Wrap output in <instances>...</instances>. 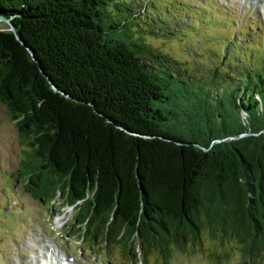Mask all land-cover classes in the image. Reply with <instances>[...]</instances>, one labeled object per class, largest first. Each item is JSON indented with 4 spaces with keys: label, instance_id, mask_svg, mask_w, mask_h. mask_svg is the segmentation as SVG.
Here are the masks:
<instances>
[{
    "label": "trees",
    "instance_id": "16d2710c",
    "mask_svg": "<svg viewBox=\"0 0 264 264\" xmlns=\"http://www.w3.org/2000/svg\"><path fill=\"white\" fill-rule=\"evenodd\" d=\"M155 2L0 0L17 34L0 24V104L29 150L17 176L73 208L88 250L166 261L218 229L264 260V47L225 40L217 58L186 40L210 64L181 62L148 42L183 30Z\"/></svg>",
    "mask_w": 264,
    "mask_h": 264
},
{
    "label": "rangeland",
    "instance_id": "374dc122",
    "mask_svg": "<svg viewBox=\"0 0 264 264\" xmlns=\"http://www.w3.org/2000/svg\"><path fill=\"white\" fill-rule=\"evenodd\" d=\"M155 3L153 14L166 12L167 7L168 13L180 20L172 28L183 30L172 41L148 42L181 62L200 67L210 64L209 58H205L208 56L198 57L196 51L192 57L187 55L183 51L186 40L196 50L217 58L223 57L225 40L242 41L250 50L258 45L264 47V3L259 0H156ZM197 59L201 61L197 63ZM28 153L6 107L0 104V264H52L54 253L50 249L71 264H137L116 249L108 255L101 248L88 250L67 232L73 208L66 207L61 200L41 202L25 190L17 174ZM221 238L220 230L215 229L214 236L206 230L201 234V245L189 244L185 251L172 248L168 260L154 254L140 264H217L211 254L219 256L218 264H264L263 259L246 261L238 244Z\"/></svg>",
    "mask_w": 264,
    "mask_h": 264
},
{
    "label": "water",
    "instance_id": "95a60500",
    "mask_svg": "<svg viewBox=\"0 0 264 264\" xmlns=\"http://www.w3.org/2000/svg\"><path fill=\"white\" fill-rule=\"evenodd\" d=\"M1 23H4V24H6L8 27H9V31L10 32H12L13 34H15L16 36H17V34H16V29H15V27L12 25V23H11V21L10 20H7V19H4V18H2V17H0V24ZM17 39L19 40V38L17 37ZM31 52V51H30ZM32 54V53H31ZM32 56H33V54H32ZM53 89L55 90V91H57V89L53 86ZM264 132H260L259 134H257V136H259V135H261V134H263ZM248 136H251V134H246V135H243L242 137H248Z\"/></svg>",
    "mask_w": 264,
    "mask_h": 264
},
{
    "label": "bare ground",
    "instance_id": "6f19581e",
    "mask_svg": "<svg viewBox=\"0 0 264 264\" xmlns=\"http://www.w3.org/2000/svg\"><path fill=\"white\" fill-rule=\"evenodd\" d=\"M259 1L264 3V0H259Z\"/></svg>",
    "mask_w": 264,
    "mask_h": 264
}]
</instances>
